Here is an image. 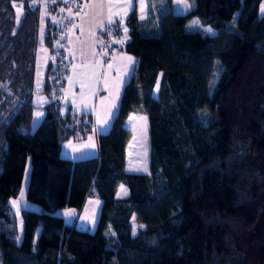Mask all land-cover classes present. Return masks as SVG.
<instances>
[{"label": "trees", "instance_id": "16d2710c", "mask_svg": "<svg viewBox=\"0 0 264 264\" xmlns=\"http://www.w3.org/2000/svg\"><path fill=\"white\" fill-rule=\"evenodd\" d=\"M165 2L157 32L141 30L136 9L110 23L113 47L136 63L99 154L71 158L62 142L93 123L89 112L60 111L70 66L60 30L47 17L48 101L32 128L40 0H0V264H264L262 0H193L184 12ZM133 111L147 116V172L125 168ZM28 159L35 205L18 209L19 230L12 199ZM121 184L128 192L117 196ZM94 193V230L56 212Z\"/></svg>", "mask_w": 264, "mask_h": 264}, {"label": "crops", "instance_id": "0c3cea01", "mask_svg": "<svg viewBox=\"0 0 264 264\" xmlns=\"http://www.w3.org/2000/svg\"><path fill=\"white\" fill-rule=\"evenodd\" d=\"M53 1L40 0L39 29L41 28L43 45L40 47L38 67L40 71L43 67L46 71L51 56L49 48L43 42L47 17H50L60 30L58 43L63 46L64 56L70 61L69 73L62 89L60 111L64 114L70 107L76 112H89L93 123L92 130L85 138L80 140L70 138L63 141L61 153L71 158L98 155V134L110 128L119 108L123 87L130 78L136 63V56L133 53L115 46L110 51V55L106 57L108 48L106 38L102 36V30L105 27L110 29L109 21L122 20L133 9H136L141 30L145 33L157 32L159 12L157 9L151 11L155 23L154 27L150 28L148 27L149 21L143 22L145 20L143 17L151 16L140 11L139 0H84V2L80 0V4H84L80 7L74 0H60L51 5ZM173 2L174 0H172V5ZM37 54L36 59L38 60ZM42 83L44 84V79L37 85L40 91L43 88ZM47 101L48 99H41V102L36 103L39 105L37 109L43 108L42 105ZM139 115L142 116L140 120L143 121V130H145L144 112H130L125 119V125L132 131L125 147V168L127 171L147 172L148 170L137 168L143 164L140 161L142 146L136 135ZM69 140L72 143H68ZM64 146H69V152H63Z\"/></svg>", "mask_w": 264, "mask_h": 264}, {"label": "rangeland", "instance_id": "374dc122", "mask_svg": "<svg viewBox=\"0 0 264 264\" xmlns=\"http://www.w3.org/2000/svg\"><path fill=\"white\" fill-rule=\"evenodd\" d=\"M83 2H84V0H83ZM139 4H140V8H141L140 11L145 15L151 16V17H148V16L143 17L145 19V20H143V22L149 21L150 25H148V27H150V28H153L154 23H155L154 17H152L153 9L154 10L157 9L158 12H161L167 6L165 0H139ZM80 5L83 6L84 4L82 3ZM192 5H193V0H174L173 5H172V9L175 11L184 12V11H187L188 9H190ZM15 9H16V13L18 15L20 13H22V10H23L22 3L17 2ZM71 10H73V8H71ZM260 13L264 14V0H262L261 5H260ZM194 21H196L200 25L202 23L200 21V19H198V21L194 19ZM201 26H203V25H201ZM187 27L189 29H204L202 27L193 26L192 25V19H190L187 22ZM207 27H209V26L205 25V28H207ZM144 28L145 29L147 28L146 25H144ZM149 31H150V29H149ZM38 33H39L40 43L38 44L39 50H37L38 60L36 59V61H35V81H34V102L35 103L41 102V99H48L46 94H44L42 91L37 89V85L39 84V82L43 81L44 73H45L44 67L42 68V71H40V69L38 67L39 60H40L39 53L41 51L40 47H42V45H43L42 44V37H41V28L39 29ZM38 55H39V57H38ZM45 66H46V64H45ZM42 85H43V83H42ZM156 90H157V88L155 87L154 91L156 92ZM43 112H44L43 108H41L40 110L35 108V110L33 111L32 120H31L32 128L42 118ZM38 113L40 115H37ZM139 117L140 118L138 119V121L136 123V126H137L136 127V135L139 138L140 145L142 146V153L140 156V161L143 164L138 166L137 168L139 170H143V169L148 170V168H149V163H148V161H149L148 121H147V116L145 114V116H144L145 118L143 119L145 121L144 122L145 123V130H143L144 124L142 123L143 121L140 120V119H142L141 118L142 116L139 115ZM68 143H72L71 140H69ZM66 145H69V144H66ZM69 150H70L69 146H64L63 152H69ZM62 155H63V153H62ZM29 169H30V161L28 159L27 163H26V167H25V171H24V175H23V180H22V184H21V188L19 190V193L16 197H14L12 199V205L17 210V212L21 206L32 207L35 205L32 202L28 201L26 199V196H25ZM127 192H128L127 187L125 185L121 184L117 188L116 195L117 196H124L127 194ZM13 202H15V203H13ZM101 202H102L101 198L97 194L94 193V194L88 195L86 197V199L84 200V202L80 208H75L72 206H64V207L58 208L56 210V212L58 214L63 215V217L65 218L66 221L74 223L77 227L88 228L90 230H94L96 228L97 220H98V217L100 214ZM69 213H71V215H69ZM17 222H18L19 230H22V217L19 214V212H18ZM133 223H134V227H135V229H133V232H136V227L141 225V223H138L136 221H134ZM108 228L112 231L110 226H108Z\"/></svg>", "mask_w": 264, "mask_h": 264}, {"label": "built area", "instance_id": "2783aa9c", "mask_svg": "<svg viewBox=\"0 0 264 264\" xmlns=\"http://www.w3.org/2000/svg\"><path fill=\"white\" fill-rule=\"evenodd\" d=\"M77 5L80 7V0H74ZM104 34H105V38H106V41H107V48H108V51L106 53V57H108L110 55V51L112 50L113 48V42H116L118 41V39H115L113 36H112V33H111V30L108 28V27H105L104 29Z\"/></svg>", "mask_w": 264, "mask_h": 264}, {"label": "snow or ice", "instance_id": "6c2138e0", "mask_svg": "<svg viewBox=\"0 0 264 264\" xmlns=\"http://www.w3.org/2000/svg\"><path fill=\"white\" fill-rule=\"evenodd\" d=\"M110 23L112 22V21H109ZM209 31H211L210 29H209ZM213 85H210V87H212ZM37 115H40L39 113L37 114ZM13 203H15V202H13ZM69 215H71V213H69Z\"/></svg>", "mask_w": 264, "mask_h": 264}]
</instances>
